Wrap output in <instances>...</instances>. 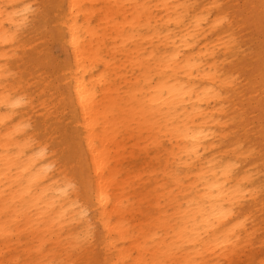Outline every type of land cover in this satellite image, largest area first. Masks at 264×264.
<instances>
[{
	"label": "bare ground",
	"instance_id": "bare-ground-1",
	"mask_svg": "<svg viewBox=\"0 0 264 264\" xmlns=\"http://www.w3.org/2000/svg\"><path fill=\"white\" fill-rule=\"evenodd\" d=\"M0 264H264V0H0Z\"/></svg>",
	"mask_w": 264,
	"mask_h": 264
}]
</instances>
